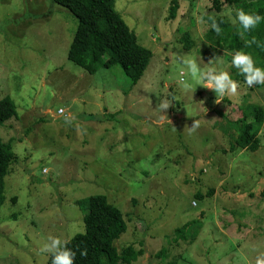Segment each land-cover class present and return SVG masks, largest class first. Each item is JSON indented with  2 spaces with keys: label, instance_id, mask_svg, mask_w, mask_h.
<instances>
[{
  "label": "rangeland",
  "instance_id": "rangeland-1",
  "mask_svg": "<svg viewBox=\"0 0 264 264\" xmlns=\"http://www.w3.org/2000/svg\"><path fill=\"white\" fill-rule=\"evenodd\" d=\"M176 1L169 20L171 0H115L152 52L132 86L116 65L89 75L67 60L77 20L52 0H0V99L17 112L0 127L16 157L4 178L0 264H47V238L82 233L75 202L93 195L122 212L127 231L114 246L142 249L134 264H255L264 254V123L257 151L232 155L218 115L264 110V84H238L231 59L205 40L204 18L217 17L209 0ZM216 58L237 83L223 98L185 63L196 59L206 72ZM162 100L171 102L165 110Z\"/></svg>",
  "mask_w": 264,
  "mask_h": 264
},
{
  "label": "trees",
  "instance_id": "trees-1",
  "mask_svg": "<svg viewBox=\"0 0 264 264\" xmlns=\"http://www.w3.org/2000/svg\"><path fill=\"white\" fill-rule=\"evenodd\" d=\"M52 2L67 10L77 20V28L67 51L69 62L89 75L116 65L132 86L137 84L152 58V52L137 43L136 36L114 10L115 0H52ZM178 5L176 0H171L169 20L176 19ZM237 9L264 16V0H209V11L217 16L213 19L222 31L219 35L212 32L209 26L211 16L207 15L204 18L206 24L203 36L207 42L222 49L227 59H231L236 51H243L251 56L253 63L264 69V21L241 37L237 31L242 29L232 24ZM253 38L255 43L249 44ZM182 39L188 42L186 34ZM185 48H188V45ZM235 79L238 84H242L244 80L240 74ZM239 112L240 118L235 121H230L223 113L218 112L224 128L220 129L228 139V151L232 155L241 151L256 152L264 123L262 107L247 104L243 109L240 108ZM14 117H17L15 103L8 96L2 97L0 127ZM13 142V140L4 142L0 137V209L4 202V178L8 174L10 164L16 159L12 149ZM212 192L213 190H210L208 195L211 196ZM196 197L201 199L202 195L198 194ZM11 201L14 203V198ZM75 205L81 207L85 215L83 232L75 234L66 245L74 253L73 264H134L143 255L144 251L136 250L134 243L120 249L114 246L115 241L127 231V225L122 212L109 203L105 196L93 195L78 200ZM188 226L186 224L175 231L173 235L175 243L184 237V230ZM164 255L165 251L161 250L156 257L161 259ZM47 264H51L50 255ZM165 264L176 263L172 260Z\"/></svg>",
  "mask_w": 264,
  "mask_h": 264
},
{
  "label": "clouds",
  "instance_id": "clouds-1",
  "mask_svg": "<svg viewBox=\"0 0 264 264\" xmlns=\"http://www.w3.org/2000/svg\"><path fill=\"white\" fill-rule=\"evenodd\" d=\"M209 20L210 29L216 35H219L222 31L219 24L212 17H209ZM262 21H264V16L256 13H246L242 9H237L232 19V24L234 26L238 25V28L242 29V31L238 30V35L243 37L245 33L255 29ZM248 43H255V39L253 38ZM246 46L248 45L246 44ZM209 62L213 64V67L209 68L206 72L201 71L200 64L196 59H189L185 63L192 76L196 78L199 83L206 85L205 88L210 89L216 96L223 98L226 93H235L237 83L230 78L227 72L215 67L218 62L217 58ZM230 63L238 70V73L243 76V82L247 84L248 87L264 84V69L254 66L253 60L249 54L243 51H236L232 54ZM184 87L191 92L195 89L192 84H185ZM170 103L171 102L168 100H162L159 107L161 110H165L169 107ZM58 113H62V111L59 110ZM194 126L193 124L192 127ZM47 239L48 243H46L41 250L50 254L51 264H73L74 253L66 247L68 243L67 240H61L59 237L53 236H49ZM255 264H264V254L256 258Z\"/></svg>",
  "mask_w": 264,
  "mask_h": 264
}]
</instances>
